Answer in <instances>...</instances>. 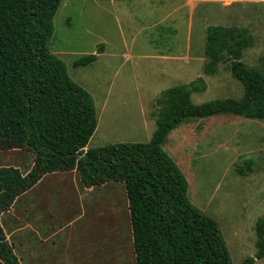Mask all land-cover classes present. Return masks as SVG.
Wrapping results in <instances>:
<instances>
[{
  "label": "rangeland",
  "instance_id": "rangeland-1",
  "mask_svg": "<svg viewBox=\"0 0 264 264\" xmlns=\"http://www.w3.org/2000/svg\"><path fill=\"white\" fill-rule=\"evenodd\" d=\"M52 27L49 52L94 103L97 125L84 151L148 143L161 94L197 79L206 89L191 93L193 105L240 100L226 64L203 72L209 27L249 33L254 44L241 58L248 68L264 56V0H61ZM91 55L90 65L74 66ZM162 150L184 175L189 202L217 223L231 264L253 257L264 218V120H190ZM32 161L22 150L0 151V168L25 174ZM41 180L0 217L20 264H134L122 184L86 188L76 171Z\"/></svg>",
  "mask_w": 264,
  "mask_h": 264
},
{
  "label": "trees",
  "instance_id": "trees-1",
  "mask_svg": "<svg viewBox=\"0 0 264 264\" xmlns=\"http://www.w3.org/2000/svg\"><path fill=\"white\" fill-rule=\"evenodd\" d=\"M60 4L0 0V151L22 150L33 157L25 174L0 168V217L44 176L76 171L86 188L123 185L134 264H231L217 223L189 202L187 181L162 147L171 131L190 120L216 115L264 120V56L256 68L241 62L252 37L235 27L206 30L203 72L214 75L226 64L242 86L240 100L193 105L191 93L206 89L197 79L161 94L148 143L84 151L97 125L94 103L48 50ZM95 60L85 56L74 66ZM255 236L257 252L242 264L264 259V218L257 220ZM0 263L20 264L1 224Z\"/></svg>",
  "mask_w": 264,
  "mask_h": 264
},
{
  "label": "crops",
  "instance_id": "crops-1",
  "mask_svg": "<svg viewBox=\"0 0 264 264\" xmlns=\"http://www.w3.org/2000/svg\"><path fill=\"white\" fill-rule=\"evenodd\" d=\"M41 181H42V180H41ZM41 181H40V182H41ZM40 182H39V183H40Z\"/></svg>",
  "mask_w": 264,
  "mask_h": 264
}]
</instances>
